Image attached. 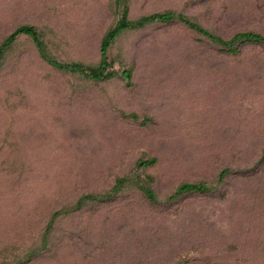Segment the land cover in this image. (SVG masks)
<instances>
[{
    "label": "rangeland",
    "instance_id": "1",
    "mask_svg": "<svg viewBox=\"0 0 264 264\" xmlns=\"http://www.w3.org/2000/svg\"><path fill=\"white\" fill-rule=\"evenodd\" d=\"M127 5L177 17L120 33L106 78L53 66L25 34L0 59V264H264V41L223 47L184 22L264 35V0ZM121 14L0 0V45L31 24L53 59L89 70Z\"/></svg>",
    "mask_w": 264,
    "mask_h": 264
},
{
    "label": "trees",
    "instance_id": "2",
    "mask_svg": "<svg viewBox=\"0 0 264 264\" xmlns=\"http://www.w3.org/2000/svg\"><path fill=\"white\" fill-rule=\"evenodd\" d=\"M118 6L122 7V14L118 21L116 22L115 26L112 27L104 36L100 44V63L98 67L89 69L84 67L80 62H72V63H64L60 62L56 59H53L46 51L45 43L40 37L38 30L31 24H22L16 27L12 32L8 34V36L4 39L3 43L0 45V59L3 56L5 50L9 47V45L17 38V36L25 34L29 35L40 55L46 59L50 64L53 66L72 71V72H82L85 73L87 76L94 78V79H103L110 75V73H105V68L107 67V50L112 43V41L124 30L137 28L144 26L148 23L153 22H167L177 17V14L173 11H164V12H155L150 13L147 15H143L138 19L132 20L128 18V5L127 0H116ZM184 22L191 28L195 29L196 31L202 33L204 36L209 38L212 41L217 42L218 44L222 45L223 47H230L235 44L237 41L241 42H262L264 41V35L255 31H242L234 34L229 39H224L220 36L213 34L212 32L208 31L207 29L203 28L199 24L192 22L188 19H184ZM124 74L126 76L130 75V71H125ZM154 159H147L144 163H151ZM227 169L221 170L219 174V179H222L226 174ZM208 185L203 182L198 183H191L185 182L181 183L178 186L179 192H204L208 190ZM144 192L149 198H155L153 191L149 188H145ZM92 195L84 196L81 201L85 198H90Z\"/></svg>",
    "mask_w": 264,
    "mask_h": 264
}]
</instances>
